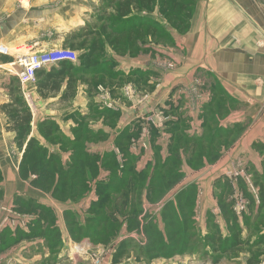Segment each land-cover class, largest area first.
I'll return each instance as SVG.
<instances>
[{"label": "rangeland", "instance_id": "1", "mask_svg": "<svg viewBox=\"0 0 264 264\" xmlns=\"http://www.w3.org/2000/svg\"><path fill=\"white\" fill-rule=\"evenodd\" d=\"M9 1L10 0H0V17L4 15V5L6 3L9 4ZM16 1L22 8L27 7V0ZM105 2V0H99V2L95 4L92 10L94 13L91 14V17L87 18L85 27L79 30L82 32L87 29V27L94 28V32L88 37V41L92 43L94 42L93 40H101V43L97 44L98 46L95 48L93 56L99 63H105V65L102 64L105 73L96 75L94 71L84 72L82 75H79L82 79L78 76L76 78L74 95L72 97L67 96L64 99L63 96L65 95L66 84H63L64 91L60 94L59 99L56 100L54 97L55 100L51 103H53L54 110H60V112L68 114L67 118L72 120L73 126H75L76 119L80 115L87 117L86 124L94 126L95 128H97V126L98 128L102 127L101 129L104 131H106V126L108 127V124H114V135L124 126H134L136 123L140 124L139 134L130 139L128 146L133 153L139 155L136 169L137 167H145L147 164L152 166L157 156L155 153L156 150L160 155L158 160H163L169 153V144L172 141L170 129L174 127L173 123H170V121L180 120L181 122L179 125L182 126L181 128L186 129L189 135L197 138V136L205 131L202 125V109L207 106V103L211 101V97H213L214 94L220 93L222 96L223 94H221V90L218 88L211 89V87L209 88V86H207L208 89H206V87L198 82V80H200L199 78L195 80L194 88L187 87L186 85L184 86L181 81L177 83V87H173L174 82H172V76H170L169 72L170 69L172 70L174 67L173 64L176 61L174 60L175 56L171 53L176 46L175 36L182 34V32L175 27L174 22L169 23V18L165 15L167 12L164 8L170 5L169 0L168 2L166 1L165 4L163 3L164 0H162V2L157 1L154 7L155 10H151L150 12L151 15L155 17L159 26V41L157 46L153 45V48L150 46L145 47V41L143 42L140 40V42H138L140 47L138 46V51L135 53L134 46L130 48L128 41L122 40L124 37L121 39L124 45L122 46L119 44V46L115 48L104 40L105 34L100 33V31L106 23L105 17L108 14L106 11L107 9H105ZM196 3L197 0L194 1L193 8ZM166 9L169 8L167 7ZM142 14L147 16L149 11L143 12ZM101 18H104V20L102 21ZM3 19H0V25ZM2 29L3 27L0 26V31ZM167 31L170 40L167 38ZM3 33H5L4 29L0 33V46L6 47L8 53L4 54L0 52V58L4 57L6 59V61H4L5 64L0 65V89L3 90L4 96L7 97H5V99L12 100L16 94L21 95L22 93L23 97L25 93L29 95V93L32 94L34 92L37 96L41 97L35 89L34 84L24 86L20 83L17 74L18 69L13 64L14 56L20 47L11 48V46L4 44V42H10L13 39L3 40V38H1ZM72 35H67V40L70 41ZM79 39L80 37L72 39V42H74L76 46L70 47V43L69 45H64L63 48H71V50H74L78 57L81 58L89 49L81 48L79 46ZM150 42L151 40L148 37L147 44ZM152 42L156 45L154 39ZM137 56L144 57V61L138 63L140 65H138V67L135 62L131 63ZM137 68L141 70H150L149 75L145 78V81H147L150 86L142 84L143 82L133 83L135 76L133 78L127 77L126 74ZM120 71L124 73H122V76H108L109 72L115 74ZM151 76H155V78L159 80L158 83L164 88L163 94L165 95L162 98L163 101H161L162 105L157 104L150 107V110L144 113L143 116L142 113L139 117H135V115L132 114V116H130L131 120H126L123 118L124 114L127 113L129 115V110H135L134 108L137 106H143V104L149 101L150 95L155 88L154 84L156 83L150 79ZM100 80L102 82H100ZM79 82L86 85H84L85 88H83V90L78 88ZM213 85L214 84H212V86ZM50 95H52V93H50ZM106 97H108V99L104 101ZM223 97L226 99L223 109V113L225 114L219 117L216 126L221 131L223 130L225 138L219 139V142L215 145L217 147L216 156H213L210 160L204 156V158H202L203 164L200 163L198 166H194L187 162L188 153H181L179 151L180 160H182L179 167V172H181V174H179L181 177L173 184L169 185L167 191L161 195V197L153 198L152 201L149 200L150 195L147 192L142 193V200L135 204L136 209L140 210L136 219L132 224L124 222L122 228L112 237L109 243H103L95 238H90L84 235V232L79 235H71L64 220L65 210L70 209L75 213L76 224H85V219L87 215H89V206L93 203V200L97 199V194L95 193L97 180L106 179L103 168L99 169L96 178L89 183V187L86 191L87 194L77 198V200H71L68 196H62V198L54 197L50 192H44L31 185V182L28 183L29 188L26 187L27 182L23 185H19V189L24 192L23 194L20 193L19 196L26 201H32L33 199V201H36L41 206L46 208L51 207L50 210L54 218L58 237L53 239L49 238L48 240L43 237H35L33 239H21L18 240V242H14L17 235L13 234V232L18 228L23 231H28V223L32 222L33 219L36 218V215L34 213H20L15 211L14 200L18 195H15L11 202H5L3 200L4 185L2 186L3 177L0 172V235L5 236L3 241L0 240V249L3 248L2 252H0V257L2 256L1 258L3 259L2 264L5 259L9 261V264H247L246 259L251 255H255V257L258 258L257 264H264V138L261 141H255L249 148L241 153L235 152L238 150L236 149V145H241V142H237L242 138V133L246 129L245 126L253 122L251 120H249L247 124L240 121L226 122L227 116L234 107L231 102L232 99H230V101L227 100L229 98L228 95L224 94ZM105 102H108V105L105 104ZM79 105H84V108L82 106H80L82 108H79ZM105 108L118 113L114 116L112 122H110L109 117H106V114H96V110L100 113L99 110ZM256 121L255 119L254 122ZM73 126L70 125V130L68 131V136L70 137L73 136V133H71ZM235 127L238 128L235 129ZM5 129L7 131L12 129V123L6 121ZM231 129L234 131L231 133L232 136L230 137V134L228 135V130ZM13 131L15 130L13 129ZM154 131L157 133L154 134ZM15 134L13 132V136L11 133L10 143L13 142L16 149H18L19 147L15 140ZM60 134L63 136L65 133L61 131ZM205 135L206 137L209 136L206 131ZM54 137L57 138V135ZM0 138L2 137L0 136ZM5 138H9V136H5ZM40 138L44 146H50L48 141H43L41 136ZM110 140L111 143L106 140L103 145L104 149H102L104 151L100 152V154L102 155L106 149H111L116 154L119 162V149L114 146L112 142L113 138H110ZM206 141L208 149L209 144L207 138ZM101 142L91 143L90 146ZM0 143L1 145L3 144V142ZM57 143L58 142H56L55 145H59ZM132 144H135V147L132 146ZM193 146L195 145L190 143L187 148L189 154ZM198 150L199 149H197L196 152ZM59 151L62 153L60 149L55 150L56 153H60ZM227 151L230 152L231 159L228 158V161L232 162V165H229L227 169L221 170L223 165L218 166V161L223 157H227L225 156ZM63 159L64 158H62V160ZM66 160L67 158L63 160V164H66ZM193 163H196L195 160ZM205 177H213L208 188L210 189V199H213L216 206L214 209H208L204 215H201L198 209V198L203 192L199 189V185ZM227 183H229V186H226ZM13 185L14 183L10 182L5 184L4 187L10 189ZM31 188L40 190L45 196L37 191L32 192ZM26 191L29 193L31 192L30 196L33 193L35 198H29V196L25 195L28 194ZM183 191L186 194L191 193L192 205L187 206V211L192 208L191 220H193L191 223L192 229L189 232L191 237L185 245V249H182L181 252L179 251L180 248L178 249L177 247L173 253L159 252L154 255L149 254L146 248L148 241H155L157 245L167 240L165 224L162 220L163 212L167 206L169 207L166 213L173 214L182 222L181 215L183 212L181 206H184V203H186V198L183 199L181 197V199H179V194ZM220 197L227 201H231L232 210L238 218V225L241 229L242 236H248L251 243L261 238V242L257 247H252V244H249L238 247L235 251H231L230 253H222L221 251H215L205 240L207 233L214 234L216 232H214L213 225H216L217 231L220 232V234L226 236L229 233L228 223L223 219L218 204ZM48 199H50V202ZM131 203L134 202L132 201ZM52 207H56L58 210L61 209L60 214H62V216L57 215V213L54 212L55 208L52 209ZM63 208H65V210ZM108 212L111 213L109 210ZM127 212L128 210L126 214ZM123 214H121L119 210L115 213V215L121 219H123V217H121ZM59 219L60 221L62 220V222L59 223ZM161 237H163V239H161ZM75 238H78V240ZM56 239L58 241H56ZM7 240H11L12 243H7Z\"/></svg>", "mask_w": 264, "mask_h": 264}, {"label": "trees", "instance_id": "2", "mask_svg": "<svg viewBox=\"0 0 264 264\" xmlns=\"http://www.w3.org/2000/svg\"><path fill=\"white\" fill-rule=\"evenodd\" d=\"M105 1V9H107L108 14L105 17L106 23L103 25L100 33L105 34L104 40L109 45L114 48L118 47L119 44L123 46L122 40H127L130 48L134 46L135 53L138 51V42L140 40L145 41L144 45H146L149 37L151 41L154 39L156 44L158 43L159 26L156 19L152 18V16L143 15L142 13L147 11L150 13L151 10H154L153 8L157 4V1L162 2V0ZM166 1L168 2V0H164L163 3L165 4ZM194 1L169 0L170 5L167 6L169 9H166L167 7L164 8L167 12L165 15L169 18V23L174 22L175 27L180 32H185L189 28V19L194 10ZM101 19L102 21L104 20V18ZM93 32L94 28L87 27L82 32L73 33L70 38V41H72L73 38L77 39V37H80L79 46L89 49L81 58L77 55L78 58L73 63L61 61L56 65L43 67L36 71L34 85L41 97L53 92H59L63 84H66L64 99L67 96L72 97L74 95V84L77 76L79 77V75L88 71H94L96 75L105 73L104 66L102 65H105V63H99L93 56L94 50L97 48V44L101 43V40H93L94 42L92 43L88 41V37ZM168 35L169 33L167 34V38L169 39ZM72 46H76V44L72 42L70 47ZM122 73L121 71L115 74L109 72L108 76L115 77L117 75L116 77H119V75L122 76L124 74ZM149 73L150 70L137 68L126 75L130 78L135 76L133 83L143 82L142 84L150 86L145 81ZM100 82L102 81L100 80ZM211 98V101L201 111V117L203 118L202 125L209 135L208 137H206L204 131L197 138H194V136L188 134L186 129L181 128L182 126L179 125L180 120H171L170 123H173L174 126L170 129L172 133L170 136L172 141L169 144L171 151L169 150V153L163 160H158L160 155L156 150L155 153L157 156L152 166L147 164L145 167H137V169L136 163L139 155H136L129 149L128 142L132 137H136L139 134L140 124L136 123L134 126H124L114 135V124H108L106 131L101 128L94 129L86 124L87 117L80 115L76 119L75 126L71 129L73 136L70 137L66 134L62 136L58 125L53 120L47 119L40 122L37 125V132L43 140L48 141L50 145H55L58 142V149L62 150V152H69L66 164H63L61 152L56 153L55 151H50L34 136L26 140L30 135V123L32 119L29 108L25 104L22 95L16 94L11 103L3 105L2 108L7 113L13 125L12 129L16 132L15 140L18 147L21 148L25 142L24 153L19 163V175L22 179L31 178V185L36 188L44 192L48 191L57 198L68 196L71 200H77V198L87 194L86 191L89 183L96 178L99 169L103 168L106 179L97 180L95 189L97 199L93 200V203L89 206V215L85 219V224H76L75 213L70 209L65 210L64 220L71 235H79L84 232V235L90 238H95L103 243H109L112 237L122 228L124 222L132 224L136 219L140 210L136 209L135 204L142 200V193L147 192L150 195L149 200L152 201L153 198L161 197L167 191L169 185L181 177V172H179V167L182 162L180 160V152L188 153L187 162L194 166H198L200 163L203 164L202 158L204 156L209 160L213 156H216L217 147L215 145L219 142V139L225 138L223 130L221 131L216 126L219 117L225 114L223 113L225 98L220 93L214 94ZM99 112L96 110L97 115L106 114V117L110 118V122L118 114L107 108L100 109ZM237 128L235 127V129ZM231 130H228L230 137L234 131L233 129ZM153 133L156 134L157 132L154 131ZM54 134L57 135V138L54 137ZM110 138H113L112 142L114 146L119 149V162L116 154L111 149H106L101 155L99 152H93L89 148L91 143L105 142ZM206 138L209 144L208 149ZM190 143L195 146L192 147V151L190 150L191 152L189 154L187 148ZM197 149L199 150L196 152ZM194 160L196 163H193ZM226 186H229V183ZM181 197L183 199L186 198V203H184V206H181L183 212L181 215L182 222L173 214L166 213L169 207L167 204V208H165L162 215L167 240L157 245L155 241H148L146 248L149 254L154 255L159 252L173 253L177 247L178 249L180 248L179 251L185 249V245L191 237L189 232L192 229L191 223L193 222L191 220L192 208L187 211V206L192 205V197L191 193L186 194L184 191L179 194V199ZM132 201L134 203H131ZM14 204L15 211L20 213H34L36 215V218L28 223V231H23L18 228L13 232V234L17 235V238L15 240L13 239L14 242H18L21 239H33L35 237H43L47 240L58 237L54 218L49 207L41 206L36 201H33V199L32 201H26L19 195L14 200ZM218 204L223 219L228 223V231L230 234L228 233L226 236L220 234L217 231L216 225H213L214 232H216L214 234L207 233L205 237V240L212 248L222 253H230L238 247L249 244H252V247H257L261 242V238L251 243L248 236H242L241 229L238 225V218L232 210L231 201L220 197ZM118 210L121 214L124 213L121 215L123 219L115 215ZM127 210L128 212L126 214ZM4 237V235H0V240L3 241ZM75 239L78 240V238ZM56 241L58 240L56 239ZM10 242L12 243L11 240H7V243ZM2 249H0V252H2ZM257 259L255 255H251L246 259V263L257 264Z\"/></svg>", "mask_w": 264, "mask_h": 264}, {"label": "crops", "instance_id": "3", "mask_svg": "<svg viewBox=\"0 0 264 264\" xmlns=\"http://www.w3.org/2000/svg\"><path fill=\"white\" fill-rule=\"evenodd\" d=\"M27 1L26 8H22L16 0H10L9 4L4 5V15L0 17V19H4L0 26L3 27L5 33L1 35V38L3 40L13 39L10 42H4L11 48L28 46L36 52L72 44V41L67 40L66 36L79 32L81 28L85 27L87 18L94 13L92 12L93 7L99 2V0ZM148 16L155 19L151 13ZM189 23L187 31L175 36L176 46L171 54L175 56L176 62L169 72L172 82H174L173 87H177V83L181 81L184 86L194 88V82L199 78L198 82L206 89H208L207 86L211 89L218 88L223 96L224 94L228 95L227 100L232 99L234 109L227 116L226 122L240 121L245 124L249 120L253 122L245 126L242 138L237 142H241V145H236L238 150L235 152L241 153L255 141H261L264 138V0H197ZM153 45L157 46L151 41L145 47L153 48ZM4 61H6L4 57L0 58V65L5 64ZM142 61H144V57L137 56L131 63L135 62L138 67V63ZM150 79L156 83L149 101L143 106H137L134 108L135 110H129V115L124 114L123 118L126 120H131L132 114L139 117L142 113L143 116L150 110V107L162 103V98L165 95L163 94L164 88L161 87L155 76H151ZM212 84L214 85L212 86ZM84 85L79 82L78 88L83 90L86 86ZM61 88L59 92H53L52 95L47 94L44 97L37 96L35 92L23 95V100L29 108L32 119L30 135L26 140L34 136L42 143L37 132V125L47 119L53 120L59 130L68 135L70 125L73 126L72 120L67 118V113L54 110L53 103H51L55 98L59 99L60 94L64 91V86ZM5 97L3 90L0 89V136L2 137L0 142H3L2 145L0 143V172L3 177L2 186L10 182L15 185L10 189L3 186V200L11 202L15 195L24 193L19 189V185L27 182L26 187L29 188L28 183L31 182V178L23 180L19 175L18 164L24 153L25 144L16 149L14 143H10V135L11 133L13 135V132L15 134V131L5 129L6 121H11L8 120L9 117L2 107L6 103H11L12 100H6ZM80 106L84 105H79V108H82ZM255 119L256 122H254ZM91 127L98 129V126L97 128ZM106 129H108L107 126ZM5 136H9V138H5ZM107 141L111 143L110 139ZM105 142L89 146V148L93 152L100 153L104 151L102 149H104ZM45 146L50 151L59 150L58 145H50V148L48 145ZM229 151L225 155L227 157L218 161V166L223 165L221 170L232 165V162L228 161V158L231 159V151ZM68 156L69 152L61 153V157L64 159ZM213 177H205L199 185V189L203 192L198 198V209L201 215L216 206L213 199H210V189L208 188ZM31 190L45 196L40 190L35 188H31ZM26 192L28 194L25 195L29 198H35L33 193L30 196L31 192ZM48 201L50 202V199ZM52 209L57 215L62 216L61 209L58 210L56 207H52ZM63 209L65 210V208ZM58 222L60 223L62 220L59 219ZM1 257L0 264L3 260ZM3 264H9V261L5 259Z\"/></svg>", "mask_w": 264, "mask_h": 264}, {"label": "built area", "instance_id": "4", "mask_svg": "<svg viewBox=\"0 0 264 264\" xmlns=\"http://www.w3.org/2000/svg\"><path fill=\"white\" fill-rule=\"evenodd\" d=\"M1 53H8V49L0 46ZM77 54L74 50L57 47L49 50H42L41 52L32 51L30 47H20L14 56L13 64L18 69V77L20 83L24 86L35 83L36 71L43 67L56 65L61 61L75 62ZM102 90V89H101ZM108 97L104 99L107 100ZM108 105V102H105ZM167 119V118H166ZM135 147V144H132Z\"/></svg>", "mask_w": 264, "mask_h": 264}]
</instances>
